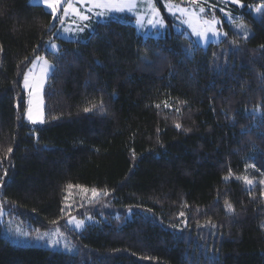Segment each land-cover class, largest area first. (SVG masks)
Listing matches in <instances>:
<instances>
[{
  "label": "trees",
  "instance_id": "trees-1",
  "mask_svg": "<svg viewBox=\"0 0 264 264\" xmlns=\"http://www.w3.org/2000/svg\"><path fill=\"white\" fill-rule=\"evenodd\" d=\"M241 2L248 37L225 24L205 49L115 20L64 41L44 6L0 0V204L74 246L12 244L0 221V264H264V0ZM35 55L58 67L38 127L22 89ZM69 205L92 217L82 232Z\"/></svg>",
  "mask_w": 264,
  "mask_h": 264
},
{
  "label": "rangeland",
  "instance_id": "rangeland-1",
  "mask_svg": "<svg viewBox=\"0 0 264 264\" xmlns=\"http://www.w3.org/2000/svg\"><path fill=\"white\" fill-rule=\"evenodd\" d=\"M29 1L33 5L43 6L42 4L38 3V0ZM135 4L136 7H134L130 12L125 11L123 13H118L109 11L107 9L95 8L92 12H88L87 9L91 7V4L88 2V0H83V2L82 0H62L56 15L58 19L62 17L64 23L63 25H61L56 21H53V26L57 28L56 35L58 38L64 41L83 42L86 39L88 30H92L95 22H107L109 20H115L127 24H132L136 28L137 33L144 38H161L168 33L170 35L182 34L185 37L192 39L199 46L205 49L208 48L211 44L220 43L227 37V35H223L225 33L227 34L225 24H228L233 29L246 31L245 37H248V34L251 32L250 26L244 21L240 20V18L237 19L238 16L233 14L231 11L235 9L240 12L244 7L241 8L239 5L231 3V0H228V2H225V0H135ZM153 8L158 10L159 16L165 23V27L154 29L147 23L149 19H155L156 17V13L153 11ZM169 8L172 9V12H175L176 14L173 15L172 12H169ZM180 8L187 9V14L183 16L180 15ZM200 8H203L205 11L201 13ZM65 9H67L66 15ZM221 9H224V11L222 12ZM47 10L51 12L50 9ZM263 10L264 5H260L254 8L252 13L254 18H260ZM97 11L103 13V18H99L95 15ZM225 13H229L232 19L230 20L229 17L225 15ZM82 15H88L90 19L87 21L82 20ZM186 19L196 27L197 31H200L204 34V36H207V40L198 38L192 31V28H190L188 24L184 23ZM205 20L212 23H204ZM216 20L221 21V23L216 24ZM85 24L89 25V27L86 28L84 32H79V27H82ZM141 24L143 25V28L141 27ZM240 25H243V28L239 27ZM63 28H68L69 32L64 33L62 31ZM212 31L219 32L221 33V35L219 37H213L211 34ZM52 43H55L57 45V49L59 50V42L52 41ZM50 50L55 53L58 52L56 50ZM51 74L52 73H49V76L45 79L43 87L40 90L39 94L35 96H29L28 91L23 87L22 81V89L26 93L27 97V108L29 107L28 101L31 100L32 114L34 116H38L39 119H42L44 121L43 123L31 124L26 119L25 112V119L32 126L38 127L42 126L45 123L44 93ZM40 78L41 69L40 67H37L32 70L30 83H39ZM259 189H261V191L264 193L263 184L260 183ZM73 217L79 220L76 214H70L65 220L66 225L73 231L82 232L85 228L83 230H76L73 225H69L67 223ZM83 220L85 221L86 227L89 220L87 219V217ZM0 221L2 222L1 229L3 237L7 238L12 244L23 247H40L53 251H73L74 246L72 245V242L67 237V235H65L59 228H51L44 231H38L35 230L30 224L20 221L18 216H15L14 214L9 215L7 212L5 217L3 219H0ZM56 229H59V235L52 236L51 239H49V237H44L41 240L36 239L38 234L46 232L52 233ZM21 232H27L28 237L24 238L20 236L19 233ZM51 240H56L58 241V243L52 244Z\"/></svg>",
  "mask_w": 264,
  "mask_h": 264
},
{
  "label": "snow or ice",
  "instance_id": "snow-or-ice-1",
  "mask_svg": "<svg viewBox=\"0 0 264 264\" xmlns=\"http://www.w3.org/2000/svg\"><path fill=\"white\" fill-rule=\"evenodd\" d=\"M61 2H62V0H38V3L42 4L47 9L51 10L52 20L56 21L57 23H59L61 25H63V23H64L63 18L61 17V18L58 19L57 15H56ZM82 2H83V0H82ZM88 2L91 4V7H89L87 9L88 12H92L93 9L95 8V9H107L109 11L123 13L125 11H129L130 12L134 7H136L135 0H88ZM225 2H228V0H225ZM231 3L237 4L241 8L244 7V5L241 3V0H231ZM168 10H169V12H172V9L169 8ZM153 11L156 13V17H155V19H149L147 21V23L154 29L155 28H163V27H165V23H164L163 19L159 16L158 10L153 8ZM204 11L205 10L203 8H200V12L201 13L204 12ZM221 11L223 12L224 9H221ZM187 12H188L187 9H184V8H180L179 9V13L182 16L186 15ZM66 14H67V9H65V15ZM172 14L175 15L176 13L172 12ZM95 15L97 17H99V18H103V13L100 12V11H97L95 13ZM225 15L228 16L230 20L232 19L229 13H225ZM81 19L87 21V20L90 19V17L88 15H82ZM184 23L188 24V26L190 28H192V31L195 33V35L198 38H202L204 40H207L208 37L204 36V34L202 32L197 31L196 27L189 20L186 19L184 21ZM204 23L210 24L212 22L205 20ZM215 23L216 24H220L221 21L216 20ZM88 27H89V25L85 24L82 27H79L78 31L82 33ZM141 27L143 28L142 24H141ZM239 27L243 28V25H240ZM62 31L64 33H68L69 29L68 28H63ZM211 34H212L213 37H219L221 35V33L216 32V31H212ZM223 35L226 36L227 34L225 33ZM37 47H39V46H37ZM47 47L49 49L58 51L57 45L55 43L49 42ZM0 51H2V48H0ZM37 67H40V69H41L40 82L39 83H30V77L32 76V70L37 68ZM56 71H58L57 65H54V64L50 63L49 60L46 57H44V56L35 55V57H34V59L32 61L31 67L23 75V87H24V89H26L28 91L29 96L38 95L40 90L43 87V83H44L45 79L48 78L49 73H52L54 75ZM31 103H32V101L29 100L28 101L29 107L26 109V119L31 124L43 123L44 121L42 119H39L38 116H34L32 114ZM101 104H102V102H101ZM157 107H159V105H157ZM17 108H19V103H17ZM90 110H91L90 108H85L84 109L85 112H88ZM101 112H103V108L102 107H101ZM176 127L179 128L180 125L177 124ZM7 151L9 153H11L12 149L8 148ZM7 175H8V172L5 169L4 172H3V176H0V189H2L4 187V185H5L4 177H6ZM225 179H228V177H225ZM245 182L247 184H249V185H252V183H253L251 180H249L247 178H245ZM260 183L264 184V180L260 181ZM69 187H73V186L69 185ZM82 190L85 191V192L88 191L87 189H82ZM109 194L110 193H108V192L101 193L97 189H91V195H92V197L94 199L96 197H98V196H101V195H105L106 196V195H109ZM262 194H264V193H262ZM68 210H69L68 214L70 215L71 214V212H70L71 206L70 205L68 206ZM227 210L229 212L234 211V209L232 208V206L230 204L227 205ZM64 211H65V208L62 207L61 212H64ZM5 215H6V212H5L4 206L2 204H0V219H3L5 217ZM179 215L183 216L184 213H180ZM87 219L89 221H91L92 217L89 216V217H87ZM52 223L53 224H57L58 221H53ZM67 223L69 225H73V227L76 230H83L85 228V221L83 219H79L78 220V219L73 217ZM59 234H60L59 233V229H56L52 233H47V232L46 233H40V234L37 235L36 239L37 240H41L44 237H49V239H51L52 236H56V235H59ZM19 235L24 237V238L28 237V233L27 232H21V233H19ZM51 243L52 244H56V243H58V241L51 240Z\"/></svg>",
  "mask_w": 264,
  "mask_h": 264
}]
</instances>
